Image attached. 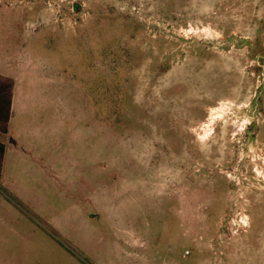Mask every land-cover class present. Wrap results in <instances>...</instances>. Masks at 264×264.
I'll return each instance as SVG.
<instances>
[{
  "label": "rangeland",
  "instance_id": "rangeland-1",
  "mask_svg": "<svg viewBox=\"0 0 264 264\" xmlns=\"http://www.w3.org/2000/svg\"><path fill=\"white\" fill-rule=\"evenodd\" d=\"M0 87V264H255L264 0H0Z\"/></svg>",
  "mask_w": 264,
  "mask_h": 264
},
{
  "label": "crops",
  "instance_id": "crops-1",
  "mask_svg": "<svg viewBox=\"0 0 264 264\" xmlns=\"http://www.w3.org/2000/svg\"><path fill=\"white\" fill-rule=\"evenodd\" d=\"M9 135H11V137H10V147L11 148L10 149L8 148V150H7V147H6L5 155H6V153H10L7 151H11V150H12V152H14V151L25 152L27 150V148L25 146L21 145L19 143V141L16 139L15 133L13 131L12 120H10ZM12 140L15 142V144L12 142ZM5 155H4V161H5ZM4 161H3V170H4ZM92 215H94V214H92ZM93 218H97L98 220H101V216L93 217ZM255 240H256V243H258V245L255 246L254 250H253V252L256 255V259H257L255 264H261L262 261H264V235L257 237ZM263 264H264V262H263Z\"/></svg>",
  "mask_w": 264,
  "mask_h": 264
},
{
  "label": "trees",
  "instance_id": "trees-1",
  "mask_svg": "<svg viewBox=\"0 0 264 264\" xmlns=\"http://www.w3.org/2000/svg\"><path fill=\"white\" fill-rule=\"evenodd\" d=\"M3 88L0 87V122L8 123L10 120L11 114V98L9 96H5L2 94ZM3 134H7V127H3L1 129ZM2 149V156L4 154V147ZM2 177V162L0 160V180Z\"/></svg>",
  "mask_w": 264,
  "mask_h": 264
},
{
  "label": "water",
  "instance_id": "water-1",
  "mask_svg": "<svg viewBox=\"0 0 264 264\" xmlns=\"http://www.w3.org/2000/svg\"><path fill=\"white\" fill-rule=\"evenodd\" d=\"M12 142L15 144V142L12 140ZM93 217H99L98 215H92Z\"/></svg>",
  "mask_w": 264,
  "mask_h": 264
},
{
  "label": "bare ground",
  "instance_id": "bare-ground-1",
  "mask_svg": "<svg viewBox=\"0 0 264 264\" xmlns=\"http://www.w3.org/2000/svg\"><path fill=\"white\" fill-rule=\"evenodd\" d=\"M211 117H212V116H211ZM214 120H215V119H214ZM207 124H209V123H207ZM212 128H213V127H212ZM212 128H211V129H212ZM210 136H211V135H210ZM210 136H208V137H210Z\"/></svg>",
  "mask_w": 264,
  "mask_h": 264
}]
</instances>
